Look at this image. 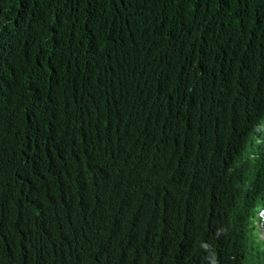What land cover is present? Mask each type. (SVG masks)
<instances>
[{"label": "trees", "instance_id": "trees-1", "mask_svg": "<svg viewBox=\"0 0 264 264\" xmlns=\"http://www.w3.org/2000/svg\"><path fill=\"white\" fill-rule=\"evenodd\" d=\"M260 229L264 0H0V264H264Z\"/></svg>", "mask_w": 264, "mask_h": 264}, {"label": "clouds", "instance_id": "clouds-1", "mask_svg": "<svg viewBox=\"0 0 264 264\" xmlns=\"http://www.w3.org/2000/svg\"><path fill=\"white\" fill-rule=\"evenodd\" d=\"M243 142H244L245 144H244V146L242 147V151H241L242 155H243V156H250V157H251V152H252L253 149L255 148L257 142H256L255 144H252L251 142L246 141V140H244ZM237 165H238V162L236 161V162H235V166H237ZM260 231H261V233L264 235L262 229H260Z\"/></svg>", "mask_w": 264, "mask_h": 264}, {"label": "rangeland", "instance_id": "rangeland-1", "mask_svg": "<svg viewBox=\"0 0 264 264\" xmlns=\"http://www.w3.org/2000/svg\"><path fill=\"white\" fill-rule=\"evenodd\" d=\"M260 215H261V213H260ZM258 238L259 239L263 238V234L261 233V231L258 232Z\"/></svg>", "mask_w": 264, "mask_h": 264}]
</instances>
